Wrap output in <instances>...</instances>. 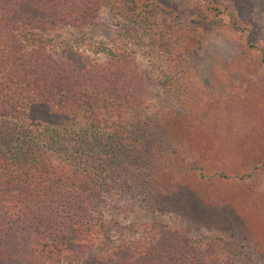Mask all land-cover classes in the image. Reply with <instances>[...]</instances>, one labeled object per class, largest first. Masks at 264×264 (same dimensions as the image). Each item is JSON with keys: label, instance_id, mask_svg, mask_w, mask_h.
Wrapping results in <instances>:
<instances>
[{"label": "trees", "instance_id": "16d2710c", "mask_svg": "<svg viewBox=\"0 0 264 264\" xmlns=\"http://www.w3.org/2000/svg\"><path fill=\"white\" fill-rule=\"evenodd\" d=\"M101 1L0 0V264H232L229 249L188 228L117 231L103 215L112 173L125 168L110 158L147 128L136 48L148 40L174 100L190 92L176 89L183 69L145 9L154 1L129 0L120 32L98 52L53 34L83 30ZM207 9L219 11L214 0Z\"/></svg>", "mask_w": 264, "mask_h": 264}, {"label": "rangeland", "instance_id": "374dc122", "mask_svg": "<svg viewBox=\"0 0 264 264\" xmlns=\"http://www.w3.org/2000/svg\"><path fill=\"white\" fill-rule=\"evenodd\" d=\"M140 1H154L145 9L169 33L162 46L176 52L184 74L176 89L190 99L182 105L164 89L144 40L136 59L147 128L110 158L125 168L112 173L103 215L117 231L188 228L194 240L229 249L232 264H264V0H214V13L209 0ZM128 9L129 0H102L83 30L53 34L98 52Z\"/></svg>", "mask_w": 264, "mask_h": 264}]
</instances>
